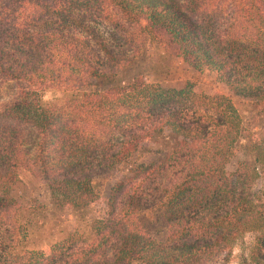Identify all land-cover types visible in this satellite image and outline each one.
<instances>
[{
  "label": "trees",
  "instance_id": "trees-1",
  "mask_svg": "<svg viewBox=\"0 0 264 264\" xmlns=\"http://www.w3.org/2000/svg\"><path fill=\"white\" fill-rule=\"evenodd\" d=\"M224 10L231 21L216 33L211 18ZM105 23L126 40L133 30L147 36L264 110V0H0V75L18 86L0 105V214L16 206L21 170L63 210L94 203L91 177L115 173L90 239L69 233L46 252L22 250L0 227V264H204L223 253L226 264L249 231L239 264H264V190L249 193L264 184V138L247 145L254 166L232 183L225 168L242 123L230 98L164 88L141 72L117 82L132 55L113 46ZM45 87L62 101L45 100ZM165 132L176 140L162 160L121 169ZM151 202L167 223L163 240L125 222Z\"/></svg>",
  "mask_w": 264,
  "mask_h": 264
},
{
  "label": "rangeland",
  "instance_id": "rangeland-1",
  "mask_svg": "<svg viewBox=\"0 0 264 264\" xmlns=\"http://www.w3.org/2000/svg\"><path fill=\"white\" fill-rule=\"evenodd\" d=\"M213 9L209 6L208 10ZM229 21L226 10L217 12L211 18L212 29L217 33L225 30ZM107 38L113 46L124 51V56L132 55L130 64L119 71L117 82L128 81L134 74L141 72L147 81L157 83L164 88L179 89L191 84L196 92L213 94L221 92L228 96L235 107L242 123V138L238 141V152L226 165L227 176L232 183L239 184L243 172L254 166L252 154L247 145L256 139L264 138V110L253 100L234 95L221 83L216 82L215 75L208 71L198 72L188 66L180 58L166 55L162 48L142 36L136 30L131 31L128 40L121 36L113 25L104 24ZM110 77L96 81L90 88H100L109 85ZM18 92L17 84L4 79L0 75V105L12 100ZM44 99L61 102L63 93L55 87H45ZM176 137L169 132L162 133L152 141L144 144L129 160L121 166L126 171L138 162L162 160L171 150ZM92 185L99 198L82 209H59L49 200L45 183L25 170L20 171V181L14 186L13 194L16 206L0 214V227L5 239L17 240L19 247L29 250L48 251L49 246L75 233L82 238L90 239V224L95 218L106 216L105 198L115 180V173L102 169L91 177ZM264 190L261 179L249 189V193ZM248 192V191H247ZM125 221V219H123ZM131 227L141 228L156 239L163 240L167 235V223L162 215L161 207L156 202L140 208L132 219L125 221ZM124 222V223H125ZM254 232H246L241 244L235 245L226 255V264H239L241 255L254 239ZM225 253L204 264H221Z\"/></svg>",
  "mask_w": 264,
  "mask_h": 264
}]
</instances>
